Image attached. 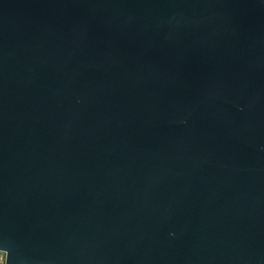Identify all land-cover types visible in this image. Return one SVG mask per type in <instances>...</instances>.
<instances>
[{
    "label": "water",
    "instance_id": "water-1",
    "mask_svg": "<svg viewBox=\"0 0 264 264\" xmlns=\"http://www.w3.org/2000/svg\"><path fill=\"white\" fill-rule=\"evenodd\" d=\"M6 264H264V0H0Z\"/></svg>",
    "mask_w": 264,
    "mask_h": 264
},
{
    "label": "built area",
    "instance_id": "built-area-1",
    "mask_svg": "<svg viewBox=\"0 0 264 264\" xmlns=\"http://www.w3.org/2000/svg\"><path fill=\"white\" fill-rule=\"evenodd\" d=\"M7 262V252L0 250V264H6Z\"/></svg>",
    "mask_w": 264,
    "mask_h": 264
}]
</instances>
